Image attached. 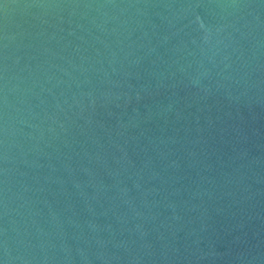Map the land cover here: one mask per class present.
<instances>
[{"label":"water","instance_id":"obj_1","mask_svg":"<svg viewBox=\"0 0 264 264\" xmlns=\"http://www.w3.org/2000/svg\"><path fill=\"white\" fill-rule=\"evenodd\" d=\"M0 264H264V0H0Z\"/></svg>","mask_w":264,"mask_h":264}]
</instances>
